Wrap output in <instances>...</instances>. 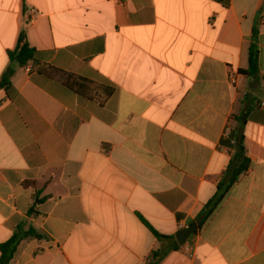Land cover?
Wrapping results in <instances>:
<instances>
[{
  "label": "crops",
  "instance_id": "crops-1",
  "mask_svg": "<svg viewBox=\"0 0 264 264\" xmlns=\"http://www.w3.org/2000/svg\"><path fill=\"white\" fill-rule=\"evenodd\" d=\"M255 29L258 78L243 73ZM22 34L42 66L113 96L27 73L9 58ZM9 68L0 245L20 225L42 236L11 264H147L174 246L149 225L175 238L197 225L240 131L248 173L160 264H264V0H0V82Z\"/></svg>",
  "mask_w": 264,
  "mask_h": 264
},
{
  "label": "trees",
  "instance_id": "trees-1",
  "mask_svg": "<svg viewBox=\"0 0 264 264\" xmlns=\"http://www.w3.org/2000/svg\"><path fill=\"white\" fill-rule=\"evenodd\" d=\"M258 31L255 29L252 36V44L249 51V69L243 73L252 77L258 78L260 75V49L258 47ZM11 62L18 63L20 66L32 64L40 73L50 78H58L62 83L76 93L77 95L88 99L96 100L101 105H104L114 94L115 89L110 86L98 84L74 74L64 73L56 68L42 66L36 59V51L30 47L25 34L20 36L17 49L9 52ZM12 69H8L0 82V89H6L10 86V78ZM245 137L240 131L236 135L235 153L230 161V164L224 174L222 181L218 186L216 196L204 207L198 215L196 223L198 227L205 225L215 212L221 207L233 186L245 176L250 167L251 161L247 156L245 148ZM34 209H31L29 216L35 214ZM149 228L153 231L159 240H173L174 246L171 250H159L153 253L152 258L147 264H160L169 254L170 251L179 250L182 247L178 244L175 237L163 236L155 231L150 225ZM29 238H42L34 228L26 230L23 225L16 228L12 237L4 244L0 245V264H11L20 244Z\"/></svg>",
  "mask_w": 264,
  "mask_h": 264
},
{
  "label": "water",
  "instance_id": "water-1",
  "mask_svg": "<svg viewBox=\"0 0 264 264\" xmlns=\"http://www.w3.org/2000/svg\"><path fill=\"white\" fill-rule=\"evenodd\" d=\"M196 229H197V225L193 224L192 226L188 227L187 229L180 231L176 235V238H177L179 245L184 246L187 243V241L189 240V238L191 237V235L194 234Z\"/></svg>",
  "mask_w": 264,
  "mask_h": 264
},
{
  "label": "built area",
  "instance_id": "built-area-1",
  "mask_svg": "<svg viewBox=\"0 0 264 264\" xmlns=\"http://www.w3.org/2000/svg\"><path fill=\"white\" fill-rule=\"evenodd\" d=\"M33 13H34V11H33ZM34 22H35V14L30 19V23H34ZM25 70L27 73H32V71H33V69L30 66H27ZM232 82L235 83V79H232ZM262 106L264 107V104H262ZM229 132H230V129L227 130V133H229Z\"/></svg>",
  "mask_w": 264,
  "mask_h": 264
}]
</instances>
